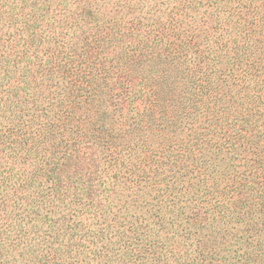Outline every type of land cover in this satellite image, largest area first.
<instances>
[{"label":"trees","instance_id":"obj_1","mask_svg":"<svg viewBox=\"0 0 264 264\" xmlns=\"http://www.w3.org/2000/svg\"><path fill=\"white\" fill-rule=\"evenodd\" d=\"M0 264H264V0H0Z\"/></svg>","mask_w":264,"mask_h":264}]
</instances>
